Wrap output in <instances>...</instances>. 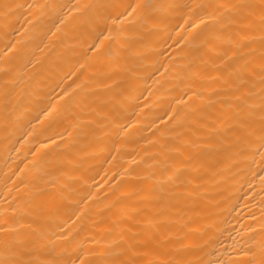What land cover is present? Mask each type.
Segmentation results:
<instances>
[{"label":"bare ground","instance_id":"obj_1","mask_svg":"<svg viewBox=\"0 0 264 264\" xmlns=\"http://www.w3.org/2000/svg\"><path fill=\"white\" fill-rule=\"evenodd\" d=\"M0 264H264V0H0Z\"/></svg>","mask_w":264,"mask_h":264}]
</instances>
